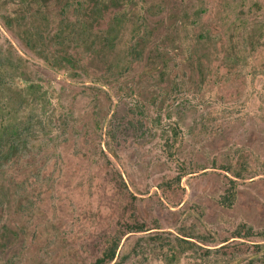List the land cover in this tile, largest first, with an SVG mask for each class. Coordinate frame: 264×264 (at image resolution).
<instances>
[{
  "label": "rangeland",
  "instance_id": "1",
  "mask_svg": "<svg viewBox=\"0 0 264 264\" xmlns=\"http://www.w3.org/2000/svg\"><path fill=\"white\" fill-rule=\"evenodd\" d=\"M14 137L0 264H94L114 235L117 264H167L182 232L227 243L173 264H264V0H0Z\"/></svg>",
  "mask_w": 264,
  "mask_h": 264
},
{
  "label": "trees",
  "instance_id": "2",
  "mask_svg": "<svg viewBox=\"0 0 264 264\" xmlns=\"http://www.w3.org/2000/svg\"><path fill=\"white\" fill-rule=\"evenodd\" d=\"M58 36L61 37L62 35H58ZM27 43L29 45L30 41L28 40ZM45 63L56 68H58L59 66L64 67V65L66 67H71V68L76 66L74 58L69 54L62 55L59 57V59H55L54 61L47 60L46 58ZM22 129L24 130L25 127H22ZM23 141L24 140L17 137L12 138L11 140H4L0 138V171L7 165V163L11 161V155L13 153H17L20 151L21 145L24 144ZM165 141L168 144V147H171L173 143L172 139L166 138ZM180 177L181 174L177 173V175H175V180L178 181ZM229 181L232 183V180ZM229 195L233 196V193L229 192ZM225 197L227 200L229 199L228 196ZM133 228L134 230H129V231H135V232L146 231V229L143 228L142 225ZM239 228H244V232L236 230L234 232V237H244V236L248 237L256 233L252 230L251 226L246 224H242ZM161 234L162 232H158V231L150 232L149 234H144V235L142 234L136 239L132 251L134 253L135 252L137 253L138 251L137 248L139 247L140 242L146 238H149L150 240H157L162 238L160 239V242L158 244L159 246H162L160 243H162V241L165 240ZM171 238L175 241V243L171 241ZM171 238L166 239L167 243L163 258V260L166 261L167 264H173L176 261L178 254L181 251H185V250H193V251L197 250L199 252L202 249L203 253H208L211 251L219 252L222 248L226 246L225 244L227 243L226 241L228 240V239L221 240L219 243H225V242L226 243L224 245H219L211 248L208 245H210V243H214L215 239L213 236L210 235L182 232L179 235L171 234ZM119 242H120V236L114 235L104 247L101 255L95 259L94 264H109V263L117 264L119 261L121 262L122 260H125L127 256L124 255L123 257H120L118 262L115 261ZM247 264H256V263L254 261H248Z\"/></svg>",
  "mask_w": 264,
  "mask_h": 264
}]
</instances>
